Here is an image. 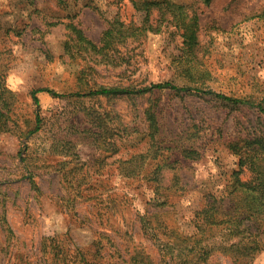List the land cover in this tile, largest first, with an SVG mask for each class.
I'll return each mask as SVG.
<instances>
[{"label": "rangeland", "instance_id": "1", "mask_svg": "<svg viewBox=\"0 0 264 264\" xmlns=\"http://www.w3.org/2000/svg\"><path fill=\"white\" fill-rule=\"evenodd\" d=\"M148 1L158 2L149 15L141 5ZM175 6L197 26L189 58L172 23ZM116 19L137 36L107 56L70 41L73 24L99 45ZM181 55L193 76L174 63ZM0 58L19 131L0 133V264H180L200 238L196 213L234 191L236 145L264 142L263 112L212 95L86 94L194 80L260 98L264 0H0ZM36 89L62 96L37 93L41 129L20 136L36 124ZM188 149L198 157L186 158ZM159 164L156 192L150 178ZM251 176L246 166L239 174L242 182ZM250 225L263 244L252 259L218 249L207 264H264V216Z\"/></svg>", "mask_w": 264, "mask_h": 264}, {"label": "trees", "instance_id": "2", "mask_svg": "<svg viewBox=\"0 0 264 264\" xmlns=\"http://www.w3.org/2000/svg\"><path fill=\"white\" fill-rule=\"evenodd\" d=\"M202 1L206 5H209L212 2V0ZM157 3L158 2L148 1L141 5L144 6V11L149 15L151 7L158 5ZM136 7L140 6L136 4ZM168 7H170L169 4ZM182 8L183 7L180 6L172 8L171 11L177 13L173 16L174 20L172 23L176 28L182 29V35L185 39L183 42L184 49H188L191 51L190 53H192V51H194L199 45L197 26L195 23L191 22L183 23V18H181V14L183 13ZM166 12L163 14V19L169 21L165 16ZM180 21L181 25L179 24ZM68 26L71 31L70 41H77L76 43L80 47V50L104 56L105 54L107 56L117 45L126 42L128 38H134L137 36V30L135 27L133 28L131 25H127L119 19H116L114 22L110 23L108 28L103 32L100 44L96 45L84 35L81 29L73 24H69ZM69 51H71V49ZM188 56L189 52L187 53V58H189ZM174 59V63L176 66L178 65L177 68L182 74L193 76L191 67L189 64H184V58L182 55L175 56ZM189 62V59L185 61V63ZM3 73L4 64L1 62L0 58V133H19V131H17L18 124L14 118L11 102V99L14 100V95L6 87L5 74ZM165 90L184 92L185 94L196 93L212 95V97L225 101L233 106L256 107L260 112L264 113V93L260 98L227 96L222 93L214 92L207 86L205 81L196 83V81L193 80L192 82H187L182 85L166 81L153 83L140 88L131 86H100L95 89H89L86 94L106 96L109 98L120 95L138 96ZM41 91L49 92L54 97L62 96V94L49 89L32 90L31 95L33 102L38 107L36 110V124L33 128H29L27 131H21L20 136L27 137L41 129L42 123L39 111V99L37 97V93ZM154 118L155 117L151 114L150 119L154 120ZM152 139H154V137H152ZM262 140V137H257L255 140L247 142L242 148H240L239 145H236L235 148L238 150V166L240 170L236 173L234 178V191L230 192L228 195L230 197L232 196V198H215L213 202L206 204V207L196 213L195 224L198 228V233H200V238H196L195 246L192 247L189 252H186L179 257L178 261L180 264H207L213 251L218 249L224 253L232 255L234 258L248 261V259H252L254 255L263 248L262 242L260 239L258 240L257 235L251 231L250 225L251 221L258 220L261 215L264 216V142ZM184 156L189 159H194L198 157V152L188 149L184 151ZM245 166L249 168L252 176L249 180L242 182L239 178V174ZM163 169L164 165L159 164L156 167L154 176L150 178V180L155 183L156 192L162 187L161 174ZM174 181L176 184H179L178 179H175ZM198 233L195 237H199L197 236ZM214 233L215 236L220 235V238H215ZM217 239H219V241Z\"/></svg>", "mask_w": 264, "mask_h": 264}]
</instances>
